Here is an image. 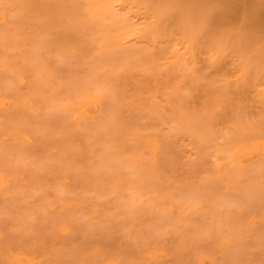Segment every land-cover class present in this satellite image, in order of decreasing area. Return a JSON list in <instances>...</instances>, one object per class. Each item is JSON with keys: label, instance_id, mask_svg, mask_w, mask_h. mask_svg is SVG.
Returning a JSON list of instances; mask_svg holds the SVG:
<instances>
[{"label": "snow or ice", "instance_id": "6c2138e0", "mask_svg": "<svg viewBox=\"0 0 264 264\" xmlns=\"http://www.w3.org/2000/svg\"><path fill=\"white\" fill-rule=\"evenodd\" d=\"M36 9L35 52L40 63V54H52L56 48L55 60L58 65H70L77 69H86V76H93L97 71L109 73L110 80L105 91L113 92L112 85L116 78L133 65L128 61L112 63L111 69L101 68L103 43L89 32V24L93 17L91 9L95 5L66 0H42L33 6ZM111 9L126 35L140 34L150 37L152 41L171 48L172 62L178 64L180 72L176 79L181 95L177 111L179 118L168 121L169 136L185 131L191 121H185L184 104L196 89L207 86L206 102L197 114L198 131L202 140L211 139L215 146L211 149L217 157L231 158L236 138L233 129L238 118L247 110L244 96L251 86L254 70L258 67L260 78L259 98L264 104V0L259 4L251 0H137L131 8L141 12L140 17L132 18L123 12L126 5ZM260 10L257 26L256 9ZM78 37L66 43L71 37ZM175 44V47L172 45ZM154 50L146 47L142 50V67L137 70L146 73L163 72L166 65L151 59ZM47 66L44 65V68ZM43 73L38 72L39 81ZM42 89L37 87L34 94L40 99ZM175 88H169L167 95L172 97ZM42 107V105H41ZM58 110L55 104H49L47 112ZM35 120L25 121L22 130L29 131L38 143L45 142L55 150L40 160H22L24 166H30L34 172V190L37 198L45 191L46 186L40 176L50 169H60L62 174L75 181L78 192L72 190L71 184L57 183L52 190L60 196H80L91 208L63 220L70 228L65 239L73 241L71 247L63 250V259L56 264H108L104 260H92L88 254L91 250L103 247L106 240L123 238L133 248V254L121 259L118 264H157L150 258V250L161 240L179 230L183 221V208L180 215L166 204L156 207L150 195L155 193L158 198L175 200L173 184L180 183L181 202L187 200L190 210H198L206 202H211L220 210H227L234 215L239 227L227 234L232 241L228 249L229 259L225 264H264V223L259 232L256 226L247 222V216L253 209L257 198L255 185L247 180L242 173L234 172L224 176L229 189L225 190L221 181L213 174L207 178L199 175L198 168L204 166L203 159L193 161L187 166L188 177L171 176L163 170L153 169L151 177H146L142 169H129L123 160L118 159L122 152L119 140L105 135V141L99 148L98 133L110 129H119L120 123L115 115L104 121L93 131L85 129L83 133L69 132L67 129L53 127L46 116H41L39 108L33 107ZM154 115H162L166 107L154 104ZM264 113V109H262ZM229 123L218 127L220 118ZM264 130V115L261 118ZM160 155L168 161L175 160L171 146L164 144ZM226 161L217 159L216 169H222ZM235 167V166H233ZM127 176V180L123 178ZM195 177V178H193ZM260 185L258 198L264 208V163L260 166ZM235 185V191L231 189ZM116 203L114 209L104 210L105 206ZM153 208L157 220L146 228H137L136 224L143 209ZM217 218L207 221L198 232L185 237V242L193 246L213 237L218 227L222 226ZM139 253V255H136ZM181 264H190L182 261Z\"/></svg>", "mask_w": 264, "mask_h": 264}, {"label": "rangeland", "instance_id": "374dc122", "mask_svg": "<svg viewBox=\"0 0 264 264\" xmlns=\"http://www.w3.org/2000/svg\"><path fill=\"white\" fill-rule=\"evenodd\" d=\"M25 1H28V6ZM32 1L0 0V9L10 11L13 16L7 24H0V176L12 179L9 188L0 187V264H18L15 259L19 255L32 259L31 264H56L64 258L63 250L73 243L71 239H65L71 230L63 220L91 208L80 196H60L52 190L51 186L65 183L71 184L74 192L79 191L75 181L63 175L58 168L50 169L40 176L46 189L37 198L33 186L36 174L21 161L43 159L55 148L45 142L38 143L29 131L22 130L23 122L35 120L34 106L39 108L40 115L46 116L53 127L76 133H83L85 129L96 131L98 125L115 115L121 127L106 133L99 132L95 147L99 148L104 143L105 135H111L121 144L122 152L118 159L124 161L126 168L142 169L146 177H151L156 168L167 175H184L187 179V166L203 159L204 166L197 169L199 175L207 178L210 173L213 174L216 180L221 181L223 188L228 190L230 186L222 178L234 172L242 173L256 188L257 198L247 216V222L255 225L258 233L264 223V208L258 198L260 166L264 163V130L261 126L264 104L258 95L261 87L258 67L253 73L255 79L244 96L247 110L238 118L233 129L237 141L232 149L233 155L231 158L217 157L211 151L215 146L214 141L201 139L196 119L198 111L206 102L207 86L196 89L184 104V119L186 122L191 121L188 129L169 136L167 122L179 118L177 107L181 95L179 84L182 83L176 79L180 72L179 66L172 62L171 48L167 47V42L161 45L147 36H135L131 32L124 34L111 9L105 7L114 5L119 8L117 5L120 0L117 3H112V0H66L96 6L91 9L93 19L88 28L104 46L102 60L99 62L101 68L110 70L112 63L120 61H128L133 65L116 78L111 94L105 91L110 80L108 72L97 71L89 77L85 75L86 69H77L67 64L58 65L55 60L56 48L52 49L51 55L41 53L40 63H34L36 9L33 6L37 3L34 0L32 4ZM190 2L195 4L197 0ZM251 2L259 4V0ZM135 10L123 12L136 19L138 13L134 16ZM140 19L145 22L144 17ZM260 19L257 7V26ZM76 39L78 37L73 36L66 43ZM146 47L154 50L151 59L166 65L165 71L149 74L137 70L136 66L142 67L143 61L150 59L142 57V50ZM44 65L47 67L44 68ZM38 72L43 73L39 81L36 79ZM37 87L43 90L42 95L46 99H40L34 94ZM169 88L176 90L172 97L167 95ZM93 96L102 99L101 109L96 103L90 102ZM157 103L167 108L162 115H154L151 111ZM49 104H55L58 110L48 113ZM228 123L227 119L221 117L218 127ZM153 138L159 140L161 147L164 144L171 146L175 153L174 161H168L160 155L161 147L159 150L153 147ZM217 159L226 161L222 169H216ZM123 179L127 180V176ZM182 187L180 183L172 185L175 200H164L155 193H146L156 207L166 204L176 210L178 216L181 208L186 213L178 232L154 245L150 250V258L157 264H181L182 261L190 264H225L232 244L227 234L239 227L238 222L234 215L216 208L211 202L204 203L198 210H190L187 200L181 202ZM235 188V185H231L233 192ZM116 206L113 202L105 206L104 210ZM213 217L217 218L218 223L223 218V224L211 239L196 246L185 242V237L198 232ZM156 220L153 208L143 209L136 227L146 228ZM122 239L106 240L103 247L91 250L89 258L104 260L108 264H118L119 260L129 258L133 248L126 240L122 242ZM24 264L29 263L25 260Z\"/></svg>", "mask_w": 264, "mask_h": 264}, {"label": "bare ground", "instance_id": "6f19581e", "mask_svg": "<svg viewBox=\"0 0 264 264\" xmlns=\"http://www.w3.org/2000/svg\"><path fill=\"white\" fill-rule=\"evenodd\" d=\"M13 1H16V0H13ZM117 1L118 0H112V3L114 2V3H117ZM121 2H119L118 3V5L117 6H119L120 7V5H126V6H129V7H125L124 8V10H127V11H129V9L130 10H133L134 8H131L130 6L131 5H133V4H135V3H137V0H120ZM20 3H21V1H19ZM34 2V0L32 1V4H34L33 3ZM42 2V0H35V3H37V4H39V3H41ZM16 3V2H15ZM25 3H26V1H25ZM27 3H28V1H27ZM26 3V4H27ZM23 5V4H22ZM26 6V5H25ZM27 6H28V4H27ZM15 7H17V6H15ZM18 8V7H17ZM21 8H22V6H21ZM29 8V7H28ZM27 8V9H28ZM20 9V8H19ZM23 10V9H22ZM24 10H25V8H24ZM32 10V9H31ZM32 11H34V10H32ZM12 12H13V10H12ZM17 12H18V10H17ZM20 12H21V10H20ZM20 12H18V13H20ZM27 12H29V11H27ZM26 12V13H27ZM36 12V11H35ZM16 13V12H15ZM23 13V12H22ZM24 13H25V11H24ZM137 13H138V16L139 17H143V14L141 13V12H139V11H137V10H135L134 12H133V15L134 16H137ZM14 14V13H13ZM15 15H17V14H15ZM25 15V14H24ZM33 15V14H32ZM23 16V15H22ZM13 18V16H12V13L10 12V11H8V10H6V9H4V8H2V9H0V24H2V25H5V24H7L8 23V20H10L9 18ZM17 17V19L18 18H20V16L18 17V16H16ZM33 17H34V15H33ZM15 18V17H14ZM35 18V17H34ZM16 19V18H15ZM9 31V30H8ZM9 33V32H8ZM14 35V34H13ZM15 36V35H14ZM136 36V35H135ZM140 36H143V35H140ZM254 77V76H253ZM255 79V78H254ZM254 79L252 78V80L254 81ZM23 78H21L20 79V81H22L23 82ZM255 82H256V80H255ZM254 83V82H253ZM90 102H93V103H96L99 107H100V109H101V102H102V99L99 97V96H93L92 97V99L90 100ZM33 105V104H32ZM99 113H101V110H100V112ZM261 128V127H260ZM259 129V128H258ZM260 130V129H259ZM264 133V132H263ZM151 141H152V144H153V147H155L156 148V150H159L160 149V147H161V144H160V142H159V140L158 139H156V138H153V139H151ZM238 143H239V141H238ZM12 185V179H11V177L10 178H6L5 176H0V187H1V189L3 188V189H6V188H9L10 186ZM1 235V234H0ZM16 260V262L18 263V264H24V261L26 260L29 264H31L32 262H33V260L32 259H27L26 257H24L23 255H19V256H17V258L15 259Z\"/></svg>", "mask_w": 264, "mask_h": 264}]
</instances>
